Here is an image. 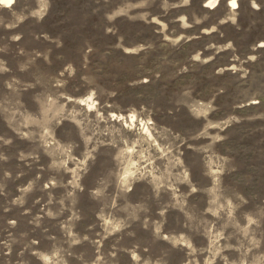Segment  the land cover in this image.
<instances>
[{
    "label": "rangeland",
    "instance_id": "obj_1",
    "mask_svg": "<svg viewBox=\"0 0 264 264\" xmlns=\"http://www.w3.org/2000/svg\"><path fill=\"white\" fill-rule=\"evenodd\" d=\"M60 1L0 3V264H264V0Z\"/></svg>",
    "mask_w": 264,
    "mask_h": 264
},
{
    "label": "bare ground",
    "instance_id": "obj_2",
    "mask_svg": "<svg viewBox=\"0 0 264 264\" xmlns=\"http://www.w3.org/2000/svg\"><path fill=\"white\" fill-rule=\"evenodd\" d=\"M239 0H229V5L233 8H236ZM15 2V0H0V3L10 6ZM219 0H208V4L211 5V7H215L218 4Z\"/></svg>",
    "mask_w": 264,
    "mask_h": 264
},
{
    "label": "trees",
    "instance_id": "obj_3",
    "mask_svg": "<svg viewBox=\"0 0 264 264\" xmlns=\"http://www.w3.org/2000/svg\"><path fill=\"white\" fill-rule=\"evenodd\" d=\"M81 2H79V3H76V2H74V1H67V0H62V1H60V2H58V3H56V6H57V9L58 8H60V5L62 6H64L67 10H69L71 7H73L74 6V9H76V8H78V6H77V4H80ZM55 5V4H54ZM92 7V6H91ZM54 9H55V6H54ZM59 10V9H58ZM51 11H53V4H52V6H51V9H50V12H48V14H47V16H46V19H47V17H48V15H49V13H51ZM128 57H130L131 55H127Z\"/></svg>",
    "mask_w": 264,
    "mask_h": 264
}]
</instances>
